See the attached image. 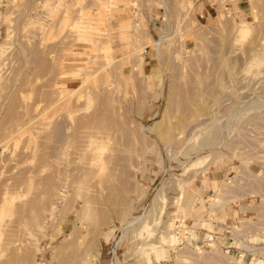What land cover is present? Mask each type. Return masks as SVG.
<instances>
[{
  "label": "rangeland",
  "instance_id": "1",
  "mask_svg": "<svg viewBox=\"0 0 264 264\" xmlns=\"http://www.w3.org/2000/svg\"><path fill=\"white\" fill-rule=\"evenodd\" d=\"M0 264H264V0H0Z\"/></svg>",
  "mask_w": 264,
  "mask_h": 264
},
{
  "label": "bare ground",
  "instance_id": "2",
  "mask_svg": "<svg viewBox=\"0 0 264 264\" xmlns=\"http://www.w3.org/2000/svg\"><path fill=\"white\" fill-rule=\"evenodd\" d=\"M90 117H91V116H90ZM7 119H8V118H7ZM80 120H82V119H80ZM86 120H87V119H86ZM4 123H5V122H4ZM79 125H80V124H79ZM106 156H108V155H105V157H106ZM13 259H14V257H13ZM13 263H14V262H13Z\"/></svg>",
  "mask_w": 264,
  "mask_h": 264
}]
</instances>
